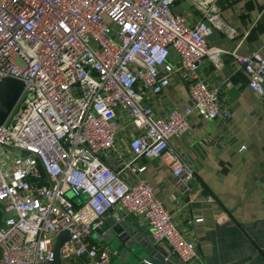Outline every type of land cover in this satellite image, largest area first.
<instances>
[{
  "label": "built area",
  "instance_id": "built-area-1",
  "mask_svg": "<svg viewBox=\"0 0 264 264\" xmlns=\"http://www.w3.org/2000/svg\"><path fill=\"white\" fill-rule=\"evenodd\" d=\"M174 1L0 0V81L23 83L0 126V264H51L64 231L62 260L110 264V250L90 236L115 207L145 219L153 243L182 263L196 257L137 162L166 157L175 187L189 190L193 171L170 141L190 131L192 115L231 117L194 75L203 61L223 67V51L205 37L233 31L214 0H192L202 12L194 25L173 13ZM170 51L190 78L189 105L161 118L149 100L168 85L172 71H160ZM231 54L264 103V46ZM121 131L129 138L127 160L115 155Z\"/></svg>",
  "mask_w": 264,
  "mask_h": 264
},
{
  "label": "crops",
  "instance_id": "crops-1",
  "mask_svg": "<svg viewBox=\"0 0 264 264\" xmlns=\"http://www.w3.org/2000/svg\"><path fill=\"white\" fill-rule=\"evenodd\" d=\"M214 4L233 37L216 29L205 37L208 46L223 51V67L215 70L203 61L194 76L218 93L221 111L229 112L231 117L203 120L192 115L190 131L170 141L171 150L193 171L194 178L185 193L175 187L166 157L137 162L145 167L140 177L153 187L155 198L183 237L195 245L196 257L182 263L167 245L153 243L145 219L119 207L111 212L114 218L135 227L173 264H264V103L249 89L246 74L231 54L262 51L264 0H214ZM172 11L188 25L202 19V12L192 0H175ZM170 71L167 87L149 100L154 114L161 118L189 105L190 78L174 51H170L160 74ZM129 138L123 131L116 136L115 155L124 160L131 158ZM2 219L0 205V222ZM117 262L111 254L110 264ZM62 264L89 263L69 259L62 260Z\"/></svg>",
  "mask_w": 264,
  "mask_h": 264
},
{
  "label": "water",
  "instance_id": "water-1",
  "mask_svg": "<svg viewBox=\"0 0 264 264\" xmlns=\"http://www.w3.org/2000/svg\"><path fill=\"white\" fill-rule=\"evenodd\" d=\"M23 92V83L14 78L0 81V126H2L17 105ZM93 239L107 247L117 257V264H173L155 249L139 231L126 220L116 219L111 210L102 218L100 225L92 232ZM69 240L66 231L55 239L51 264H62L61 249Z\"/></svg>",
  "mask_w": 264,
  "mask_h": 264
},
{
  "label": "rangeland",
  "instance_id": "rangeland-1",
  "mask_svg": "<svg viewBox=\"0 0 264 264\" xmlns=\"http://www.w3.org/2000/svg\"><path fill=\"white\" fill-rule=\"evenodd\" d=\"M85 198H86L85 195H81V198H80V199H81V200H84ZM80 199H79V200H80ZM74 202H77V199H74ZM90 239L93 240V235H92V234H91V236H90Z\"/></svg>",
  "mask_w": 264,
  "mask_h": 264
}]
</instances>
